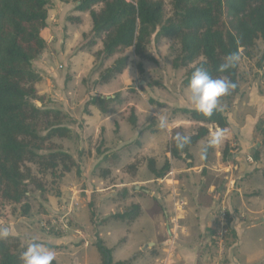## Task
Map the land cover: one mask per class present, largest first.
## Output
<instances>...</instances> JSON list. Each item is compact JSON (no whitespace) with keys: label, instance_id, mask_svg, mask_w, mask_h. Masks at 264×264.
I'll use <instances>...</instances> for the list:
<instances>
[{"label":"rangeland","instance_id":"1","mask_svg":"<svg viewBox=\"0 0 264 264\" xmlns=\"http://www.w3.org/2000/svg\"><path fill=\"white\" fill-rule=\"evenodd\" d=\"M166 5V14L170 16L169 0H166ZM48 15L53 21L49 20L50 25L43 33L46 38L48 34L55 36L54 47L61 58L54 69L59 73L52 76L57 83L48 76L50 72L37 83L42 98L35 103L64 113L62 122L72 129L73 136L55 137L51 142L71 154L77 166L69 172L60 170L55 174H41L36 166L30 164L37 179V183L28 184L26 201L30 210L25 214L23 204L0 200V229H8L9 235L19 237L24 244L35 241L52 245L49 248L54 251L59 264H101L100 255V259L95 261L89 248L96 240L95 223L107 245L114 246L115 259L119 260L118 254L123 253L125 246L122 244L129 233L121 222L112 220L111 215L135 202L146 206L147 196L138 194L135 186L163 192L161 185L148 182L153 176L148 167L149 159H156L161 167L169 161L166 153L172 137L177 133L191 136L201 125L188 121L180 112L178 118L185 120L175 121L177 127L170 123L168 131L167 128H159L156 118L159 113L173 119L179 112L177 107L194 108L188 87L183 85L186 69L174 65L177 49L174 41L158 39L154 33L148 47L153 59L141 61L130 49L127 51L129 64L126 69L109 82H104L102 75L120 56L109 59L99 56L102 41L92 32L89 13L78 10L77 2L73 0H49ZM263 54L264 41L258 39L251 49V56L241 58L239 92L220 100L229 127L222 131L209 124V134L191 147V158L184 155L183 159L170 160L171 168L176 170L175 178L181 185L176 187L184 192L200 191L202 202L206 201L207 190L216 188L224 200L220 206L233 209L236 213L232 214L234 218L237 216L239 222L245 223L251 222L250 216L241 214V209L249 211L250 206L259 205L253 202L254 198L259 199L258 196H262L264 202V75L260 66ZM139 63H142V70ZM41 67L51 71L47 65ZM35 68L42 73L41 69ZM50 86L52 93L47 92ZM117 93L125 104L110 116L105 117L90 103L94 96L114 97ZM133 111L137 117L135 125L130 121ZM44 126L45 122L41 127L43 134L47 133ZM218 132H223L224 136L219 144L212 147L209 161L204 164L203 149ZM227 147L232 157L225 160L223 153ZM256 152L260 154L258 164L254 159ZM228 162L233 164L234 170L225 165ZM220 164L229 170L224 171ZM231 173L233 178L228 187ZM227 188L230 189L229 194L225 193ZM243 202L248 203V208L244 209ZM261 205L264 206L262 202ZM152 207L153 203H150L149 212ZM227 217L229 223L234 220L229 211ZM263 217L264 212L259 214L256 222L264 221ZM104 219L110 221L102 224ZM142 232H138V237ZM245 237L252 247L258 238L263 239L264 225L247 231ZM233 238L234 232L228 238L227 246H231ZM213 243L216 246L215 240ZM260 246L264 248V241L257 245L261 250L256 253V264H264V249ZM139 261L141 259L135 264ZM153 262V257H149L143 263Z\"/></svg>","mask_w":264,"mask_h":264},{"label":"trees","instance_id":"2","mask_svg":"<svg viewBox=\"0 0 264 264\" xmlns=\"http://www.w3.org/2000/svg\"><path fill=\"white\" fill-rule=\"evenodd\" d=\"M73 1L77 2L78 10L91 16L92 32L102 41L99 56L103 59L120 56L102 75L104 82L126 69L130 49L141 61L153 59L148 47L155 33L156 38H170L177 45L174 65L186 69L185 87H188L195 68L203 64L214 78H226L236 84L228 94L233 96L240 90L241 58L251 56V49L258 39L264 41V0H169L170 16L166 14V0ZM48 12L49 0H0V200L23 204L25 214L30 210L26 201L28 184L37 183L31 165L36 166L41 174H55L60 170L69 172L77 166L71 154L51 142L55 137L73 136L72 129L62 122L64 113L35 103L42 98L37 90L42 75L33 61L46 48L43 31L48 27ZM237 52L240 56L238 63L226 71H219L225 58ZM260 66L264 75V54ZM138 67L142 70V63ZM90 103L105 117L125 104L119 93L114 97L94 96ZM179 112L222 131L229 127L222 108L214 110L211 116L195 108H179ZM130 121L133 125L137 122L134 111ZM43 122L47 130L45 134L41 133ZM209 130L207 125H200L189 136L191 142L183 150H178L172 139L170 153L175 158H180L182 153L191 158V146L207 136ZM212 147L207 148L206 154L203 149L205 162ZM228 148L223 153L225 160L232 157ZM254 159H260L258 152ZM148 167L156 177H161L170 170L171 164L166 161L159 169L155 159L151 158ZM38 185L43 187L40 183ZM142 213L141 205L133 203L124 211L112 214L111 219L131 225ZM109 221L104 219L101 223ZM96 226L94 223L96 240L93 245L100 253L101 264H130L131 260H115L112 248ZM27 245L17 236L0 238V264H22L21 256ZM53 264L59 262L55 259Z\"/></svg>","mask_w":264,"mask_h":264},{"label":"crops","instance_id":"3","mask_svg":"<svg viewBox=\"0 0 264 264\" xmlns=\"http://www.w3.org/2000/svg\"><path fill=\"white\" fill-rule=\"evenodd\" d=\"M49 20L53 21V19L50 16L48 17V26L50 25ZM43 35L45 37L44 33ZM54 37L55 36L51 34H48L47 38L45 37L47 40L46 48L40 57L33 62L35 67L42 70V73H40L42 77H45L47 72H50L48 76H50L51 79H53L52 76L55 77L57 76V73H59V70L56 71L54 67L58 65L59 59L61 58L58 51L54 47ZM45 65L51 68V71L50 69L47 70L41 67ZM52 70H55L56 72L54 73ZM53 81L54 83H57L56 80L53 79ZM38 86L39 85H37V87ZM48 88L47 92L52 93V86ZM178 113L180 112H177L175 114L176 116H173V119H167L168 126L170 123L173 125L176 124L175 121L177 120L179 122L185 120L182 117L178 118ZM186 119L191 122H197L201 125L208 126V124L203 122L191 120L187 115ZM174 127H177V125H174ZM167 130L169 131L168 127ZM184 155L186 154L182 153L180 158H175L169 150L168 153H166L167 160L169 159L170 164V160L173 162V159H183ZM155 161L157 168L159 169L166 163L165 162L161 167H159L156 159ZM255 161V164H258L260 159ZM207 162H204V164ZM225 165L228 166L230 170H234L232 163L228 162V164L225 163ZM226 166L220 164L221 169L224 171L229 170ZM174 169V167L170 168V170L161 177H156L153 174L150 181H148L152 184L161 185L163 192H158L155 188L148 189L142 188V186L134 187L138 194L141 193L147 196L145 203L146 206H144L141 202H135L141 205L143 210L142 215L131 225L121 222L125 226L126 232H128L129 235H127L126 239H124V244H122L125 246L123 248V253L118 254L120 259L115 260H131L130 264H135L137 260L141 259L138 264H144L143 262L145 258L153 257V264L155 261L156 264H256L258 261V259L256 260V253L261 250L257 248V245L259 246V244L263 243L264 237L262 240L258 238V240L255 241L256 244L252 243L251 247L248 245L245 234L247 231H254L264 225V221L261 223L256 222V220L259 219V214L264 212V206L261 205V202L264 204L262 201L263 197L258 196L259 199L254 198L255 200L253 202L259 205H256V207L250 206L249 211H243V209H241L243 212L241 214L249 215V221L251 222H239L240 220L237 216L234 218V215H232L236 214L233 209L220 206L224 200L221 198L222 194H220L216 188H209L207 190V195L204 197L206 201L202 202V197L199 196L202 195L200 191L190 190L188 192H184L181 188L176 187L180 183L175 178L174 172L176 170ZM232 178L233 174L229 175L228 187L230 186ZM229 191L230 189L227 188L225 193L229 194ZM136 197L138 198V196ZM150 203H153V207L149 212L148 208ZM228 204L230 203L228 202ZM247 204V202H243V205H245L244 209L246 207L248 208ZM219 208H225L230 212L231 218H234V220L230 221V223L232 225V233L234 232L235 238H233L231 246H227L228 239L226 240V247L224 251L219 249V247L217 248L213 243L214 234L217 230L215 213L219 211ZM115 213L117 212H114L113 214ZM139 231L144 232L140 233V236L138 237ZM232 233L228 236L229 238ZM108 246L112 248L115 258L114 246ZM68 247L69 249L71 248L70 245H68ZM89 248L93 254V259L98 261V259H100V253L97 248L93 244L90 245ZM260 248L264 249L262 246H260ZM126 253L128 254L127 256H125ZM161 254L162 258H159Z\"/></svg>","mask_w":264,"mask_h":264},{"label":"clouds","instance_id":"4","mask_svg":"<svg viewBox=\"0 0 264 264\" xmlns=\"http://www.w3.org/2000/svg\"><path fill=\"white\" fill-rule=\"evenodd\" d=\"M239 59L238 52L229 54L225 58V62L220 65L219 71L223 72L234 67ZM235 88L236 84L226 78H214L203 64L195 68L188 83L190 102L196 111L206 116H211L214 110H221V98L228 95ZM156 118L158 119L160 129H166L168 127V121L165 116L158 113L156 114ZM223 136V132L216 133L209 140L208 145L204 149V153L206 154L208 147L219 144ZM172 139L175 141L178 150H183L191 142L189 136L180 135L179 133L172 137ZM8 235V229H0V238H6ZM54 260V251L46 245L35 241L27 245L21 256L22 264H53Z\"/></svg>","mask_w":264,"mask_h":264},{"label":"built area","instance_id":"5","mask_svg":"<svg viewBox=\"0 0 264 264\" xmlns=\"http://www.w3.org/2000/svg\"><path fill=\"white\" fill-rule=\"evenodd\" d=\"M228 211L225 208H222L219 213H216V226L217 230L214 234V240L217 248L221 250H225L226 240L229 238L228 236L231 233V223H229V219L227 217ZM222 252V251H221Z\"/></svg>","mask_w":264,"mask_h":264}]
</instances>
